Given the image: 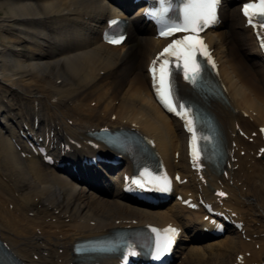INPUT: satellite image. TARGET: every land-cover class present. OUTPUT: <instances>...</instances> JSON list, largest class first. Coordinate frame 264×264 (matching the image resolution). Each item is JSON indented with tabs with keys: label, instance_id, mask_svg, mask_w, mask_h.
I'll return each mask as SVG.
<instances>
[{
	"label": "bare ground",
	"instance_id": "1",
	"mask_svg": "<svg viewBox=\"0 0 264 264\" xmlns=\"http://www.w3.org/2000/svg\"><path fill=\"white\" fill-rule=\"evenodd\" d=\"M239 6L229 11L224 5L219 26L204 35L226 101H201L188 85H180L218 123L226 150L218 174L203 163L201 170H190L188 135L153 97L147 64L166 41L153 38V30L139 18L143 9L128 24L124 43L110 47L101 41L104 23L124 16L106 0H0V239L23 264H72L75 241L144 225L181 229L175 259L186 245L192 248L180 264H229L227 253L241 255L236 264H262L263 246L246 257L250 228L239 233L226 226L227 236L212 240L211 220L217 218L205 220L199 208L201 202L210 204L238 226L246 224L247 216L255 220L251 225L264 222V153L251 179L254 199L243 196L241 179L249 150H264V60ZM38 98L42 110L27 104L40 103ZM35 119L43 129L34 128ZM101 128L134 131L151 143L165 171L184 181L174 185L181 199L152 206L157 210L143 208L121 192L122 175L132 170L125 156L120 172L118 166L85 164L111 152L88 136ZM21 135H30L31 142L42 137L48 149L55 146L50 154L69 165L59 171L46 165ZM104 168L107 172L100 173ZM97 186L106 189L99 192ZM215 192L225 195L219 198ZM38 218L42 224L34 222ZM32 222L43 233L36 227L27 232Z\"/></svg>",
	"mask_w": 264,
	"mask_h": 264
},
{
	"label": "snow or ice",
	"instance_id": "2",
	"mask_svg": "<svg viewBox=\"0 0 264 264\" xmlns=\"http://www.w3.org/2000/svg\"><path fill=\"white\" fill-rule=\"evenodd\" d=\"M158 2L159 7L148 10L146 14L159 24L161 37L167 38L176 32L193 33V35H185L183 38L175 39L164 47L156 60L152 62L150 72L153 75V88L157 99L169 111L175 112L177 116L185 119V127L192 133L190 154L195 166L202 158L200 141L206 140L207 137L197 136L195 117L191 115V110L186 108L185 104L179 102L175 74L179 70L183 73L184 80L195 86L202 78L203 72L198 57H206L207 62L215 67L207 51V45L199 38L198 33L216 22V9L220 0H182L175 18L168 15L172 9V0H158ZM243 13L248 18L249 24H253V18H256L259 27L264 29V0H253V2L246 3L243 6ZM112 23L115 24L116 21H112ZM122 39L121 36L113 38L109 42L120 43ZM262 46H264V41H262ZM219 195L225 194L219 193ZM152 231L159 233V230L155 228H152ZM164 232L171 233V235L165 239L162 245H157L156 258H159L163 252L170 250L177 230L169 227ZM131 255H136V253L132 252Z\"/></svg>",
	"mask_w": 264,
	"mask_h": 264
},
{
	"label": "rangeland",
	"instance_id": "3",
	"mask_svg": "<svg viewBox=\"0 0 264 264\" xmlns=\"http://www.w3.org/2000/svg\"><path fill=\"white\" fill-rule=\"evenodd\" d=\"M234 6V5H233ZM232 6V8L230 9L229 8V11H232V10H234V8L235 7H233ZM39 99V98H38ZM39 101H40V103L39 102H35V103H33V102H27V104L29 103V106L30 107H32V109H35V110H42V109H44L43 108V106H44V102L42 101V100H40L39 99ZM4 116V114H2V117ZM2 117H0V120H4V119H2ZM32 119V117L30 118V120ZM31 122V121H30ZM36 123V122H35ZM38 127H40L41 129H43V125H41V126H38V124H37V127L36 128H38ZM34 128H35V126H34ZM39 128V129H40ZM0 131H4V129L2 130V123H0ZM41 139V138H40ZM255 150H256V148L255 149H252V150H249V155L247 156V160H246V162H247V169H246V171H245V176L243 177V175H244V172H243V174H242V182H243V196H245V197H250V198H252V199H254L253 197H251V193H250V189H251V187H252V183H251V179L252 178H254V176H256L257 175V173H256V170H259V165H256V161H258L260 158H261V156L263 155V149H259L256 153H255ZM243 156V155H242ZM176 157V156H175ZM177 160V159H176ZM251 174H253L251 177H249ZM242 184V183H241ZM263 189H264V186H263ZM102 198H104V197H102ZM104 199H107V198H104ZM37 204V203H36ZM40 217V216H39ZM254 218H252L251 216L249 217V216H247V219L245 220V223L246 224H241V226H240V228H239V230H238V232H240L241 231V229L242 228H244L245 229V226H247L248 227V230H249V228L251 229V231H248L247 233H248V237L247 238H249L250 239V241H251V243L250 242H247V243H249L250 244V246L249 247H251L250 248V252H247V255H246V257L248 258V259H251V255H252V251H255V252H257V251H259L260 249H261V247L263 246L264 247V222L263 223H261V222H256L257 224H253V225H251V223H252V221H255V220H253ZM251 221V222H250ZM34 222H36V223H39V224H42V222H43V220L41 219V218H38V220L37 221H34ZM32 225H33V229H29L27 232H33L36 228H39V229H41L40 227H37L36 226V224L35 223H33L32 222ZM55 226H57V224H55ZM36 227V228H35ZM247 231V230H246ZM39 232H41V233H43V231H42V229H41V231H39ZM38 232V233H39ZM241 233V232H240ZM225 236H227V235H223V236H221L220 237V239H224V237ZM185 250H183V254L182 255H180V258H177V261L174 263V264H180V261L185 257V254L188 252V250H190L192 247L191 246H189V245H186L185 246ZM250 253H251V255H250ZM227 255V257H228V263L229 264H232L233 262L236 264L237 263V261L239 260V259H241V255L239 256H236V254L235 253H227L226 254ZM234 259H235V261H234ZM258 264V263H257ZM262 264H264V258L262 259Z\"/></svg>",
	"mask_w": 264,
	"mask_h": 264
}]
</instances>
